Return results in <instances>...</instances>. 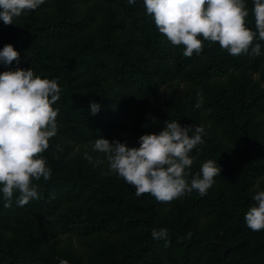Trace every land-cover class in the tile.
Masks as SVG:
<instances>
[{"label": "trees", "instance_id": "obj_1", "mask_svg": "<svg viewBox=\"0 0 264 264\" xmlns=\"http://www.w3.org/2000/svg\"><path fill=\"white\" fill-rule=\"evenodd\" d=\"M246 6L254 30L252 0ZM13 23L0 20V48L11 43L19 62L0 72L31 67L56 78L61 94L57 134L40 154L51 176L33 181L39 198L20 206L14 193L5 207L0 197V264H85L70 243L63 253L58 245L102 234L124 239L88 245L89 264H264V229L251 230L244 218L264 190V41L260 55H232L199 36L201 53L184 56L143 0H45ZM93 100L101 105L95 115ZM166 120L204 126L189 180L209 159L221 166L205 195L136 196L109 172L106 154L93 151L100 136L139 146L140 135L158 133ZM160 228L168 236L154 239Z\"/></svg>", "mask_w": 264, "mask_h": 264}, {"label": "clouds", "instance_id": "obj_2", "mask_svg": "<svg viewBox=\"0 0 264 264\" xmlns=\"http://www.w3.org/2000/svg\"><path fill=\"white\" fill-rule=\"evenodd\" d=\"M136 0H128L135 3ZM45 0H0V20L14 24L26 10L38 9ZM146 13L151 15L158 31L172 45H184L183 55L200 54L203 40L219 42L232 55L247 53L260 55L264 41V0H252L251 12L255 29L246 26L249 15L247 0H143ZM254 41H257L254 43ZM19 62V52L11 43L0 48V64ZM61 88L56 78H41L31 67L0 72V197L4 206L11 205L14 193L18 205L38 199V185L33 181L47 180L52 169L44 156L49 138L58 130L59 108L54 103L60 98ZM196 108L203 98L197 93ZM101 105L90 101V113L95 115ZM158 133L139 136V146H128L119 139H95L93 151L106 154L109 172L135 188V195L150 193L159 201H171L197 190L205 195L220 175L217 160L202 163L200 171L191 176V151L203 144V125H181L177 120H166ZM59 147V146H58ZM92 161L93 157L84 153ZM255 201L245 212L246 225L253 231L264 229V190L256 192ZM168 236L167 228L152 230L154 239ZM60 264H68L61 260Z\"/></svg>", "mask_w": 264, "mask_h": 264}, {"label": "rangeland", "instance_id": "obj_3", "mask_svg": "<svg viewBox=\"0 0 264 264\" xmlns=\"http://www.w3.org/2000/svg\"><path fill=\"white\" fill-rule=\"evenodd\" d=\"M158 107L161 106V102H158L157 104ZM259 181L264 182V175L259 179ZM259 187V185H258ZM123 236H116V235H108V234H102V235H92L89 237H72L71 240H67V238L62 239L61 244L58 245L57 250L61 253L64 252V243H70L73 248L76 249L78 254L84 259L85 264H89L88 261V245L94 244L98 245L104 241H116L119 242L120 240H123Z\"/></svg>", "mask_w": 264, "mask_h": 264}]
</instances>
